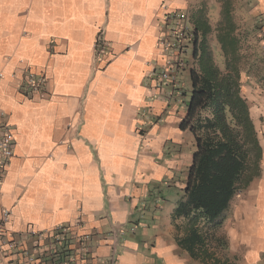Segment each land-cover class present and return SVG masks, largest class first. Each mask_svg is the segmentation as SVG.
I'll use <instances>...</instances> for the list:
<instances>
[{
	"label": "crops",
	"instance_id": "0c3cea01",
	"mask_svg": "<svg viewBox=\"0 0 264 264\" xmlns=\"http://www.w3.org/2000/svg\"><path fill=\"white\" fill-rule=\"evenodd\" d=\"M192 2L0 0V114L15 142L0 215L11 211L10 232L64 226L89 238L88 264L111 256L114 264H198L175 244L178 200L160 195L171 172L156 161L175 164L165 156L187 134L178 128L185 110L175 116L152 86L160 19L187 14ZM248 3L250 17L264 18V0ZM27 71L45 76L43 93L22 92ZM260 145V177L234 197L221 230L238 264H264V138ZM114 228L124 233L112 245Z\"/></svg>",
	"mask_w": 264,
	"mask_h": 264
},
{
	"label": "trees",
	"instance_id": "16d2710c",
	"mask_svg": "<svg viewBox=\"0 0 264 264\" xmlns=\"http://www.w3.org/2000/svg\"><path fill=\"white\" fill-rule=\"evenodd\" d=\"M192 21L191 98L178 128L192 137L194 153L170 221L176 246L192 261L238 264L228 255L221 230L234 197L261 174L263 151L242 92V75L250 79L247 71L264 58L255 54L248 64L247 39L229 4L221 10L213 30L202 9ZM261 27H253L251 32ZM211 35L223 58L222 70L209 46Z\"/></svg>",
	"mask_w": 264,
	"mask_h": 264
},
{
	"label": "built area",
	"instance_id": "2783aa9c",
	"mask_svg": "<svg viewBox=\"0 0 264 264\" xmlns=\"http://www.w3.org/2000/svg\"><path fill=\"white\" fill-rule=\"evenodd\" d=\"M159 30L157 48L162 62L154 72L152 86L158 96L169 102L176 94L178 75L188 67L184 56L190 46L192 49L194 26L185 13L171 12L162 16ZM107 48V43L100 33L95 42L96 56L100 59L104 57ZM46 84L44 75L27 71L23 74L20 89L26 96H33L43 93ZM14 147L12 127L6 116L0 114V188L5 170L13 157ZM10 218L11 211L2 210L0 264H88L90 251L87 236H72L64 226L49 231L28 228L16 234L7 229ZM123 233V230L118 231L117 228L112 230L108 235L110 240H113L112 245H115L118 235L121 237ZM109 264H114V256L109 258Z\"/></svg>",
	"mask_w": 264,
	"mask_h": 264
},
{
	"label": "rangeland",
	"instance_id": "374dc122",
	"mask_svg": "<svg viewBox=\"0 0 264 264\" xmlns=\"http://www.w3.org/2000/svg\"><path fill=\"white\" fill-rule=\"evenodd\" d=\"M192 10L191 13L188 12L186 15L193 22V16L196 15V12H199L200 9L203 10L205 16L208 18L209 25L212 30L215 28L218 20L219 14L222 9L227 7L229 4L230 12L233 16V19L236 25L239 28V31L247 39V44H245L244 49H246L245 54L248 56V64L251 65L252 60H254V55L257 54L264 58V18H252L248 15V9L250 8V3L248 0H192ZM194 7V8H193ZM197 10V11H195ZM261 28L251 32L253 27L260 26ZM209 46L213 51V57L216 65L222 70L223 69V58L221 56L219 47L216 45L215 41L212 38V35L209 36ZM192 49L189 47L187 55L184 56V60L187 62L188 67L181 72L177 77V90L176 94L170 101L167 103V107H172L171 113H175L177 116L178 112L186 111V107L191 98V86L189 81V70L193 68L191 63ZM248 76L245 74L242 75L243 83V95L250 104V112L252 120L260 126L261 131L258 132L259 140L262 141L264 138V62L258 63L257 67L251 68L247 71ZM169 110V109H168ZM173 115V114H172ZM161 120V119H160ZM165 124H161L163 126ZM187 134L181 139L180 145L175 147H169L166 151L167 159L170 162H174V165L166 164L164 160H157L158 165H163L169 169L171 174L164 179L161 186L162 189L160 195L166 199H179L176 197L178 188L181 187L184 176L187 173V155L194 153L193 140L190 137V141L187 142ZM189 144V145H188ZM180 147V148H179ZM184 147V149H183ZM178 155V157H176ZM165 164V165H164ZM172 176V177H171ZM174 189V190H173Z\"/></svg>",
	"mask_w": 264,
	"mask_h": 264
}]
</instances>
